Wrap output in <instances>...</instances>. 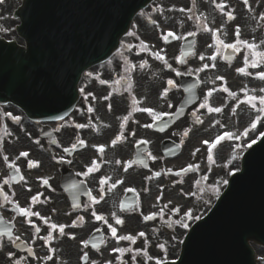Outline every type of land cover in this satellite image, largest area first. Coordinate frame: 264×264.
<instances>
[{
    "label": "snow or ice",
    "instance_id": "6c2138e0",
    "mask_svg": "<svg viewBox=\"0 0 264 264\" xmlns=\"http://www.w3.org/2000/svg\"><path fill=\"white\" fill-rule=\"evenodd\" d=\"M2 2H3V0H0V3H2ZM212 3L216 6V8L221 12L222 15L227 17V19L229 21L236 19V17L233 14V12L225 11V9L227 8V5L225 3H223V2L217 3V0H212ZM243 4H244V6H246L248 8V11H250V12L252 11L251 5L249 4V0H243ZM180 11L183 12V11H185V9H180ZM188 11H191V9H188ZM189 19H191V17H189ZM260 19L264 20V15H261ZM204 30L207 31V32H210L213 35L216 46L222 45L225 49H232L233 51H237L238 50V46L239 45H243L246 49L253 50L254 54L256 56H259L260 61H264V51H256L258 49V45L257 44L250 43L247 40L240 39V28H239V26H237L236 29H235V41L233 43H225L223 40H221L219 38V36H217V33L220 32L221 29H213L211 27H207L206 26ZM189 35H193V33H189ZM174 36H175V34L173 32H171V31H169L166 34H162L161 38L164 40L165 43H168L169 42V37H174ZM176 38H179V37H176ZM142 46H143V42H142ZM207 46L209 48H213V44H208ZM153 56H154V58L156 60L163 61L167 65V60L165 59V56L162 55L160 52L153 53ZM218 56H219V48L217 47V49L214 52V54L211 55L210 57H207V59H209L211 61H216ZM178 59H179V62L181 64H183L185 62L181 58H178ZM200 59L204 60L205 57L203 55H201ZM146 64H147V62H142L139 65V67L142 69V68H144L146 66ZM167 66L169 68H171V65H167ZM211 66L214 68L215 64L213 63ZM249 66L252 67V68H258L261 65H260V63L256 62L255 60L250 62L249 61V57L245 56L244 57V66L237 68L236 71L239 74H241V75L250 76V75H252V73L247 71V68ZM136 67H137V65L132 64L130 69L126 68L125 71L126 72L129 71V70L135 71ZM208 67H209V65L205 64V65H203V68H201L200 70L202 71V70H204V69H206ZM176 74L180 75L179 72H177ZM89 75H92V74L89 73ZM256 76L259 79L264 80V71H260V72L256 73ZM216 79L217 80H223L225 85L227 83V81L225 80V78L223 76H218V77H216ZM100 83L101 84H106L108 82L105 81V80H100ZM116 83H120V81L118 80V81H116ZM167 85H168V87H166L163 90V92L161 93L162 97H166L168 95L169 89L176 86L175 81L172 80V79H169L167 81ZM222 90L224 92L228 93L233 98L237 97V94L235 92H231L230 89L228 87H226V86L223 87ZM214 91H215V89L209 90L207 95L211 96ZM241 91L244 92L245 97H246V101H239V102L248 103L251 106V108L254 109L256 111V113H257L255 119L252 120V122L250 124V128L245 129V131L242 133L243 136H248L249 131H256L257 130V125L258 124H264V95H261L259 97L249 96L246 90L242 89ZM260 91L264 92V88L260 89ZM105 99H110V97H105ZM257 100H258L259 106H258L257 103L254 102V101H257ZM136 103H137V101L135 100V98H133V106H135ZM205 106L206 105L203 104V103L200 105L201 108H204ZM169 107H171V105H169ZM110 109H111V105H109V110ZM88 111L91 112V111H93V109L89 108ZM140 111L147 112L152 117V119L154 121H160V122H163V118L165 116L171 115L170 113L156 112L152 108H142V109H140ZM208 111L209 112L220 113L222 111V108H220V107H216V108L209 107ZM8 115L11 116L10 113ZM11 118L13 120H16V121L19 120V117H11ZM123 119H124V123L121 124V129H123L125 127V124L127 122L128 117H124ZM217 123H219V122H217ZM144 126L146 128H151L152 124H146ZM77 127L83 128L84 125H82V124L81 125H77ZM221 127H223V125H221ZM260 135L264 136V133H260ZM235 138H236V134H234L232 132H229V131H225L220 136H217L215 141L211 144V147L209 148V159H212V155H211L212 148H215L216 145L220 143V141H222L224 139L232 140V139H235ZM123 139H124V134H123V131H121L119 134H117L115 136L114 139L111 140V145L110 146L115 147L118 143L122 142ZM37 143H38V141H37ZM140 143H147V141H141ZM204 143L207 144L209 142L208 141H204ZM253 143H255V141H253ZM79 144L86 146V142L84 140H82V139L79 141ZM72 147L74 149L75 145H73ZM93 147H96L98 149L99 153L102 154L104 152L106 146H104V145H99V146L94 145ZM248 147H251V144H249ZM64 151L68 152L69 149L65 148ZM197 151H199V149H197ZM193 155H195V153H193ZM28 156H29V153L27 151H21L19 153V155L16 157V159L19 160L21 157L28 158ZM152 159L154 160L155 157H152ZM4 160H5V162H7L8 161V157L4 156ZM117 163L120 164L121 161H117ZM124 163H125L124 171L127 172L129 170V168H131L133 166V164H132V161H126ZM28 164H29V167L33 166V164H36L38 166V162H34V161H31V160L28 161ZM8 166L9 167H16L15 163H10ZM16 170H17V173H19L18 167H17ZM98 170L99 169L96 167V161H92V164L87 168V171H85L83 173V175L88 176L92 172L98 171ZM187 170H197V169L195 168V166L189 165ZM180 171H185V169H181ZM175 174L179 175L180 172H177ZM155 175L159 176L160 173L157 172ZM110 179H111L110 177H102L100 179L99 183L101 185H104L106 180H110ZM203 179L207 180V177L205 176V177H203ZM3 183L4 184H8L9 181L6 179ZM116 183H121V181H117ZM196 183L199 184V181H197ZM222 183L226 185L228 183V181L224 180ZM43 185H45V186H47L49 188L51 187V185L49 184V181L47 179H43ZM73 187H76V185H73ZM112 187L114 188L115 184H113ZM29 191H31V189H29ZM213 191L215 192L216 197L219 198L220 197V189H219V187H214ZM103 193H104V188L102 187L100 189L99 198L92 197L93 204H99L100 201L104 199ZM0 195L4 196V200H5V202L7 204L12 205V211H14L20 217L25 218L27 223L33 225V227L35 229V232L37 234H39L41 230H40V228L38 226H36L34 224V222L32 221L31 217H33V216L38 217V219L43 220L44 223L49 226V231H48L47 235L38 237L40 240L44 241L46 244H50L51 241L55 238L53 233L57 232V230H58L59 235L62 237V236L65 235V228L66 227H70V226L71 227H75L76 226L75 224L69 226V225H64V224H59L58 225L57 223H50L49 218H45L43 216H40V214L38 212L33 211L32 208L35 206V203L39 200V196L42 195V194L38 193L37 195L32 196L31 200H32L33 203L29 207H22L19 204L18 201L8 200L7 195L3 193L2 186H0ZM13 195H14V193H13ZM2 207H4V205L0 204V208H2ZM121 210H125V209L122 208ZM172 211L175 212V213H179L180 209L179 208H173ZM91 214L97 221H103L105 224H108L107 219L103 215L97 214V212L95 210H93ZM113 215L115 216V214H113ZM154 218H155V214H149V215L143 216L144 221H148V220H151V219H154ZM193 219L200 220L201 217L200 216H193L191 210H189V211L184 213V218L182 220H180V221H177V223H179L182 228L187 229L189 227V224L184 222V221L185 220L191 221ZM2 221H3V216L0 215V222H2ZM115 223L117 225H122L123 224V220L120 219V218H116L115 219ZM108 228H109V231L111 232L112 237L115 238L117 240V242H119V241H129L131 243H135V237H133L131 234L117 236V229L115 227H113L111 224H108ZM97 231H99V229H97ZM137 235L139 237H144L145 233L140 232ZM5 238L12 244H16L17 241L20 240L19 236H15L14 235L12 229H6V230H3V231H0V248L4 247L3 241H4ZM68 238L74 240L76 237H75L74 234H69ZM80 243L83 245L84 248H89V246L91 244V241L85 239V240H82ZM91 246L93 248H95V245H91ZM159 247L161 249H164V245H162V244L159 245ZM96 250L99 251V249H96ZM28 251L31 253V255L33 257H35L36 254L31 248H29ZM49 251L50 252H54L55 249L49 248ZM112 251L123 253L125 251V249H123V248H115ZM144 255L148 256L147 251H144ZM13 256H14V253H12V252L8 253L9 259H12ZM148 258L151 259V257H148ZM46 259L47 260H52L53 257H52V255H47ZM80 259L84 262V264H88V260H89L88 253L84 252L83 255L80 257ZM133 259H135V257H133ZM14 264H23V259H17L16 261H14ZM93 264H95V262H93ZM108 264H111V262H108ZM156 264H169V262L167 260L157 259L156 260Z\"/></svg>",
    "mask_w": 264,
    "mask_h": 264
},
{
    "label": "water",
    "instance_id": "95a60500",
    "mask_svg": "<svg viewBox=\"0 0 264 264\" xmlns=\"http://www.w3.org/2000/svg\"><path fill=\"white\" fill-rule=\"evenodd\" d=\"M36 1L30 0V3ZM36 59L39 65L42 61L39 54ZM29 63L30 59L17 57L7 69ZM246 160L257 162L261 168L259 178L257 170L248 176L240 174L232 181L211 216L197 227L200 244H193L189 255L186 251L177 264H254L246 240L254 238L264 243V141ZM206 245L207 252H204L202 247Z\"/></svg>",
    "mask_w": 264,
    "mask_h": 264
},
{
    "label": "rangeland",
    "instance_id": "374dc122",
    "mask_svg": "<svg viewBox=\"0 0 264 264\" xmlns=\"http://www.w3.org/2000/svg\"><path fill=\"white\" fill-rule=\"evenodd\" d=\"M262 84V88H264L263 83ZM264 131V130H263ZM251 142V141H250ZM249 142V143H250ZM249 143H245L244 141H240L237 144H232L234 148L229 147L228 149L225 151H223L224 153H226V156L224 157V164L220 169L216 170V166L217 164L215 162H210L207 164V167L209 168V171L212 172L210 174V176H208L207 180H204L203 177H205V175H201V179H200V184L198 186V190H197V200H196V204L198 206L202 205V202L204 201V199L206 198V194L207 193V198H209V194H210V189L212 190V195L210 196V201H213L216 197L215 192L213 191L214 187H219L220 192L223 189V187L225 186V184H223L222 182L224 180H226L228 178V176L230 175V173H232L233 171H235L238 166H239V158L241 153L243 152V150L249 145ZM189 156L187 154H185L183 157H181L180 159L177 160L178 163H185L186 159H188ZM225 168V169H224ZM224 169V170H223ZM221 170H223L222 173ZM193 216H200L203 213H192ZM169 218H171L173 220V225L176 226L175 223H177V221H180L184 218V216H179V218L177 219L173 213L169 214ZM169 218H166V220L164 221V223L161 225L162 228H167L168 224H169ZM195 219L191 220V221H187L185 220L184 222L188 223L189 226L190 224L194 221ZM178 224V231H177V235L179 236L180 240L182 239V237L184 236L186 230L185 228H182L180 226L179 223ZM173 226V228H174ZM168 232V231H166ZM170 234H173L172 231L169 232ZM164 245V243H159V245ZM163 251L165 253H167V248L164 245V249Z\"/></svg>",
    "mask_w": 264,
    "mask_h": 264
}]
</instances>
